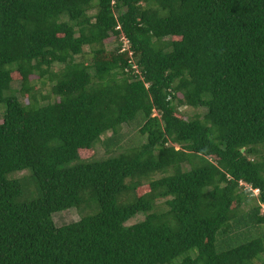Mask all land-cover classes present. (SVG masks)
<instances>
[{"label": "trees", "instance_id": "1", "mask_svg": "<svg viewBox=\"0 0 264 264\" xmlns=\"http://www.w3.org/2000/svg\"><path fill=\"white\" fill-rule=\"evenodd\" d=\"M0 264H264V0H0Z\"/></svg>", "mask_w": 264, "mask_h": 264}, {"label": "rangeland", "instance_id": "2", "mask_svg": "<svg viewBox=\"0 0 264 264\" xmlns=\"http://www.w3.org/2000/svg\"><path fill=\"white\" fill-rule=\"evenodd\" d=\"M107 45L111 46L112 44L108 43ZM84 49H87V47H84ZM48 89H49V86L48 85H44L41 88V92L45 94ZM17 96L19 98L23 99L22 96H20L19 94H17ZM182 109L186 110L187 112H189L191 114H193L194 112H198V113L202 114V112H203V109H193V108H184V107ZM97 148H98V154L104 156L105 153H103V149H102L100 144L97 145ZM30 175H31V173H30L29 170H22V171L14 172L10 176L22 178L27 183H31ZM156 175H160V174H156ZM153 177H156V176H153ZM33 190H34L33 186H30L29 189L27 188V190L25 192H26L28 197H33L34 196ZM90 213H91V211H89L88 209H86L84 211H78L76 207H72V208H69V209H66V210L55 212L53 214V220H54V222H55V224L57 226H61V225L67 224L69 222L76 221L82 215L84 216V215L90 214Z\"/></svg>", "mask_w": 264, "mask_h": 264}, {"label": "built area", "instance_id": "3", "mask_svg": "<svg viewBox=\"0 0 264 264\" xmlns=\"http://www.w3.org/2000/svg\"><path fill=\"white\" fill-rule=\"evenodd\" d=\"M112 3H113V1H112ZM254 193L257 194V190L256 189L254 190Z\"/></svg>", "mask_w": 264, "mask_h": 264}, {"label": "clouds", "instance_id": "4", "mask_svg": "<svg viewBox=\"0 0 264 264\" xmlns=\"http://www.w3.org/2000/svg\"><path fill=\"white\" fill-rule=\"evenodd\" d=\"M254 190H255V189H254ZM254 190H253V191H254ZM254 194H255V193H254Z\"/></svg>", "mask_w": 264, "mask_h": 264}, {"label": "water", "instance_id": "5", "mask_svg": "<svg viewBox=\"0 0 264 264\" xmlns=\"http://www.w3.org/2000/svg\"><path fill=\"white\" fill-rule=\"evenodd\" d=\"M243 150V149H242Z\"/></svg>", "mask_w": 264, "mask_h": 264}]
</instances>
